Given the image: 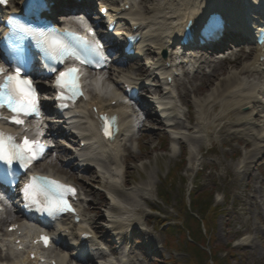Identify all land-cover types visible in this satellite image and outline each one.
<instances>
[{"label":"rangeland","instance_id":"374dc122","mask_svg":"<svg viewBox=\"0 0 264 264\" xmlns=\"http://www.w3.org/2000/svg\"><path fill=\"white\" fill-rule=\"evenodd\" d=\"M101 1L95 0L96 6ZM153 2H143L144 13L157 8ZM143 49L141 59L118 66L131 80H148L153 86L145 89L148 101L140 102L145 109H139V103L126 104L129 114L137 118L138 130L120 142L117 160L127 172L125 178H115L117 162L99 154L88 157L87 150L73 155L58 138L51 139L55 147L41 165L44 171L78 183L89 195L82 205L86 225L98 233L106 251L96 250L75 264H204L188 251L187 231L175 234L172 244L168 242L171 235L166 230L181 225V218L187 221L185 225L196 228L193 221L188 222L189 215L204 217L211 225V244H204L207 253L211 248L215 251L219 264H264V142L257 135L262 118L250 105L223 109L214 101L235 76L264 86L260 74H239L251 64L253 47L228 45L226 60H219L217 54L186 53L191 65L176 82L183 106L177 117L164 111L163 83L154 74L155 53L148 44ZM97 78L109 83L107 73ZM203 112L212 122L209 132L204 130ZM247 119L250 127L243 124ZM85 127L80 124L79 129H69L78 134L86 132ZM61 139L69 143L67 138ZM73 139L76 143L70 144L79 147L80 139ZM85 157L94 160L88 164ZM192 192L203 198L201 202L211 203L206 216L191 211ZM193 244L203 248L197 237ZM52 251L59 254L57 249ZM64 252L67 256L78 250L68 247Z\"/></svg>","mask_w":264,"mask_h":264},{"label":"bare ground","instance_id":"6f19581e","mask_svg":"<svg viewBox=\"0 0 264 264\" xmlns=\"http://www.w3.org/2000/svg\"><path fill=\"white\" fill-rule=\"evenodd\" d=\"M124 1V0H122ZM127 1V0H125ZM125 1L123 3H125ZM146 2V0H143ZM153 4L157 3V8H154L155 10H148V14L150 13V18H147L143 14H137L134 15L133 13H126L124 15V18L131 17L132 22H134V25H139L140 29L138 34L144 36L142 46L147 45L150 43L152 49L153 46L157 47V50L159 51L158 54H160L166 47V45L170 44V40H168L169 36L173 33H171L174 29V25H180V28H183L185 21L188 17L195 18L196 14H198L197 18L206 17L209 11L213 10V8H221L223 11L227 12L229 17H232L234 19L240 20L244 15H249L250 12H252L253 9H251V2L253 0H153ZM16 1L14 0V3ZM85 7V4H84ZM169 7V8H168ZM260 10V9H257ZM169 11V13H167ZM168 15H171V18H168ZM178 18V19H176ZM264 18V17H263ZM235 21V20H234ZM234 32L236 34H243L247 35L249 33V25L245 26L242 25L239 27V22L237 25L234 24L233 26ZM264 58V49H259L257 51V55L251 65L249 67L243 68L240 70L239 74L246 73V72H254L258 74V71H261L264 73V62H260V58ZM263 67V69L260 70V67ZM125 78H121L119 80L123 81ZM117 87L112 86L108 83V81L100 80L94 81L92 83V88L90 92V109L88 110L85 108L84 112L87 114L86 121L89 122L90 126H88V136L91 135L90 138H87L88 136H85L82 134L81 139L83 141H88V143H91L88 146L87 151L85 153L92 154L95 148L100 150V155L108 160H111L113 162H117L115 165V178L119 180H123L126 175V171L123 167H120V163L118 164L117 155L111 156L108 153V147L106 144L102 143L98 138V131L95 128L96 121L94 120V114L92 113L91 109L93 107H97L99 111L101 112H108L110 114H119L121 115V128L122 132H131L133 131V125L136 124V120H131L132 117L128 116L125 112L126 110L123 109V107L119 108H112L110 106H105L103 103V96L108 97V103L112 101H119L121 98L119 96V92L122 89L120 86L122 85L120 81L117 83ZM127 84V83H125ZM126 90L123 89V92ZM102 94H105L102 96ZM164 102V105L166 108L170 106L168 98L161 99ZM214 101H218L221 106L224 108L233 107L237 110L242 109L245 105H250L253 108H256L259 110L258 112L261 115L262 118V125L257 130V135L263 139L264 137V86L253 84L247 81L244 78H240L239 76H235L231 81L225 84V88L222 89L220 92H218L214 96ZM213 103V101H212ZM214 105V103H213ZM249 106V107H250ZM214 107V106H212ZM166 109V113L168 115H175L178 116V111H172L171 109ZM206 107L204 106V109ZM211 109V108H210ZM213 109V108H212ZM225 112V110H223ZM204 114V120H205V127L204 130L206 132L210 131V127L212 125V122L209 120L208 116L205 112ZM239 114V113H237ZM238 116V115H237ZM237 120L239 119L236 117ZM78 123V121H77ZM84 122L79 121V123L76 126H80V124H83ZM243 124L250 127V121L249 119L244 120ZM87 135V134H86ZM262 136V137H261ZM260 141V140H259ZM94 142L95 144L93 145ZM96 145V146H95ZM119 148V146H118ZM106 149V150H105ZM120 149H118L119 153ZM85 155V154H84ZM86 162L92 161L90 159L85 160ZM116 183H119L117 180H115ZM5 219H0V225L4 222ZM65 229V228H62ZM85 229L81 228L80 231L83 232ZM29 231V230H28ZM33 233H29V236L31 237ZM29 237V238H30ZM246 240V238H245ZM54 259V258H53ZM57 263H63V257L57 258ZM78 261V260H77ZM113 264V263H112Z\"/></svg>","mask_w":264,"mask_h":264},{"label":"trees","instance_id":"16d2710c","mask_svg":"<svg viewBox=\"0 0 264 264\" xmlns=\"http://www.w3.org/2000/svg\"><path fill=\"white\" fill-rule=\"evenodd\" d=\"M201 198L202 197H200V195H194V193L192 192L190 194V200H191L190 208L191 211H193V213L197 215L203 214L202 216H206V213L209 210H211V203L201 202L200 200ZM187 218H188L187 219L188 222L191 220L197 225L196 228L194 230L191 229L188 225H185L187 221L184 222V220L181 218L180 219V221L182 222L181 225H175L176 228L169 226L168 229L166 230V233H168L169 236L171 235V237L168 238V242L172 244L175 239V234H178V232H180L183 233V235H185L184 232L187 231L190 238L188 239L189 241L186 244V247L189 249L188 251L191 253L192 258L193 259L195 258L197 261H201L204 264H219L218 258L215 254V251L212 250L211 245L209 246L211 248L210 254L207 253L206 250H204V248H206V245L204 244L205 242L206 244H211L210 241L212 236H209V234H211L210 232L211 225H209L208 222H206V220L203 219L204 217L203 218L200 217V219H196L194 216L189 215ZM202 223L204 224V229L206 230V233H204L203 231ZM194 237H197V239H199L203 248L197 247L196 245L193 244ZM207 241L209 242L207 243Z\"/></svg>","mask_w":264,"mask_h":264}]
</instances>
